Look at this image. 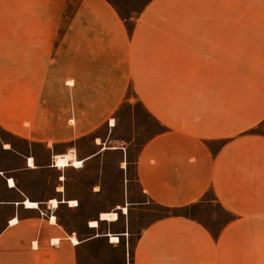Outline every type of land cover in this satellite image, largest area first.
Instances as JSON below:
<instances>
[{
	"label": "crops",
	"instance_id": "0c3cea01",
	"mask_svg": "<svg viewBox=\"0 0 264 264\" xmlns=\"http://www.w3.org/2000/svg\"><path fill=\"white\" fill-rule=\"evenodd\" d=\"M143 117L159 130L114 137ZM0 132V264H126L133 235V264H264V0H0ZM86 136L120 189L70 230L79 195L26 208L21 173ZM128 197L167 211L135 233Z\"/></svg>",
	"mask_w": 264,
	"mask_h": 264
},
{
	"label": "rangeland",
	"instance_id": "374dc122",
	"mask_svg": "<svg viewBox=\"0 0 264 264\" xmlns=\"http://www.w3.org/2000/svg\"><path fill=\"white\" fill-rule=\"evenodd\" d=\"M123 108L124 113H121L120 120L122 122L129 123L131 120V106L125 105ZM158 130L159 126L155 122L149 120L147 117H143L141 118V122L138 123V126H135L133 131H130V129L126 127L121 129V131L116 132L114 137L126 138L130 137L131 135L133 136L134 140L141 143ZM98 134L102 135V133ZM0 135L4 137V134L1 132ZM92 144L93 136H86L77 140L76 145H73L72 143L58 146L56 153H65L69 149L73 148L77 157L83 158L85 155H88L97 149L94 148ZM106 145H113V142H109V144ZM32 150L35 154H38V157H36L37 159L35 160V165H43L42 163L47 161V154L44 147L36 145L32 146ZM7 161L8 164L14 163V157ZM104 161L105 164H102L100 159L95 161H86L84 166L80 169H73L72 167L57 169L52 165L49 166L50 162H48V164H45L46 166H40L42 168L35 173H21V177L25 183V190L31 195V198L34 199V201L47 199L52 190L60 185L63 186V189H66L68 194L79 195L76 197L78 200L77 202H79V206L74 208V210L71 212L63 211L64 217L60 219V222L63 223L67 229L71 230L75 229L81 224L88 226L87 223L91 219L96 220L102 204H106L113 200L114 194L118 191V189H120L119 172L117 170L118 159L107 157ZM62 176L64 177L63 180H61ZM94 188H97L96 190L101 191L93 196L87 195V193L91 190L94 192ZM128 202L132 204L130 206V210L124 215L121 213L122 211H119V221L123 220V218H129L132 225L131 230L135 233L138 232L139 229H141L149 221L155 217L165 214L167 211L166 209L158 207L153 203H144L139 198L128 197ZM177 211L188 212L189 210L184 209ZM105 229H109V224L106 221L100 223L97 231L103 232ZM110 231L112 234H115L121 230L113 228ZM125 234L126 233L123 235ZM133 238L134 235L131 237L129 252L128 243L126 244V240L123 237L122 239L119 238V242L121 241V244H123L125 240V247H127L126 264H133ZM108 239L110 242L109 237ZM119 242L115 244H118ZM96 257L99 259L101 258V255L96 254ZM107 260V264H117V260L115 259L108 257ZM94 264H101V262L98 260V262H94Z\"/></svg>",
	"mask_w": 264,
	"mask_h": 264
},
{
	"label": "bare ground",
	"instance_id": "6f19581e",
	"mask_svg": "<svg viewBox=\"0 0 264 264\" xmlns=\"http://www.w3.org/2000/svg\"><path fill=\"white\" fill-rule=\"evenodd\" d=\"M110 124L114 125L113 119L110 120ZM95 142L96 144H101L98 138L95 139ZM84 162H85V159L76 157V154L73 148L69 149L65 153L56 154L53 157V166L57 169H64L66 167H72L73 169H80L84 166ZM28 166L32 168L35 167V164L32 158H29ZM63 179L64 177L62 176L61 180ZM9 184L10 186H14V181L12 179H9ZM57 189L62 190V187L61 186L59 188L57 187ZM94 189L96 190L97 188H94ZM61 202H67L70 206H76L78 204V202L75 200L61 201ZM48 204L51 206V208H57L59 201L56 198H52L48 201ZM24 205L26 208H36L38 206V203L36 201L25 199ZM124 211L126 212V209H124ZM117 216L118 215L115 212L101 213L99 215L100 220H106V221H112V220L116 221ZM51 220L54 221L55 217L52 216ZM89 226L98 227V222L96 220H90ZM107 235L109 236L111 243L119 242V237L117 236V234L109 233ZM71 238L73 242H76V238L73 235Z\"/></svg>",
	"mask_w": 264,
	"mask_h": 264
}]
</instances>
